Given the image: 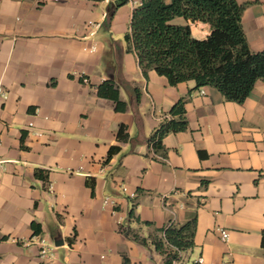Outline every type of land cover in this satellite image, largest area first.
Listing matches in <instances>:
<instances>
[{"label": "crops", "instance_id": "1", "mask_svg": "<svg viewBox=\"0 0 264 264\" xmlns=\"http://www.w3.org/2000/svg\"><path fill=\"white\" fill-rule=\"evenodd\" d=\"M115 1L0 0V264H123L124 256L129 264H164L154 246L120 226L148 237L194 219L195 245L180 264L199 256L203 264H264V80L239 103L194 80L172 85L154 69L144 75L124 39L141 0L108 20ZM238 1L246 4L252 49H264V0ZM191 29L197 38L211 30L201 21ZM109 78L126 111L98 95ZM181 98L188 128L168 133L155 150L150 137ZM121 123L128 141L116 137ZM112 145L121 149L108 159ZM36 168L50 170L49 183ZM133 206L152 225L131 221Z\"/></svg>", "mask_w": 264, "mask_h": 264}, {"label": "trees", "instance_id": "2", "mask_svg": "<svg viewBox=\"0 0 264 264\" xmlns=\"http://www.w3.org/2000/svg\"><path fill=\"white\" fill-rule=\"evenodd\" d=\"M129 0H116L108 13V20L114 10ZM245 3L238 0H141L133 11L129 28L124 35L128 52L138 58L144 75L154 69L166 76L172 85L194 80L196 88L210 86L219 90L226 100L242 103L249 96L258 80H264V49L253 50L243 25ZM182 17L186 23H176ZM201 21L210 25L205 38L193 35L191 23ZM109 23V22H108ZM84 82V76L80 77ZM136 97L140 99L139 89ZM98 95L114 102L116 111H126L128 102L120 98V86L109 78L97 86ZM186 99H179L165 113L159 128L150 137L155 150L162 148V140L171 132L188 128ZM119 141L131 139L129 127L119 124L116 131ZM121 146L112 145L108 159L119 152ZM107 159V160H108ZM49 169L36 168L35 176L49 183ZM88 184L94 192L95 180ZM129 219L139 224L152 225L141 220L135 206L129 212ZM196 219L178 226L171 222L164 227H155L148 236H141L130 226H120L128 237L145 246L154 248L164 256V264H174L181 259V253L192 248L196 230ZM33 235L42 233L40 222H31ZM52 237L56 233L51 232ZM130 259L124 256L123 264Z\"/></svg>", "mask_w": 264, "mask_h": 264}, {"label": "built area", "instance_id": "3", "mask_svg": "<svg viewBox=\"0 0 264 264\" xmlns=\"http://www.w3.org/2000/svg\"><path fill=\"white\" fill-rule=\"evenodd\" d=\"M90 26L94 27V28H98L100 26V24L98 22H93V21H90ZM87 78L84 77V82H87ZM204 92V91H203ZM0 93H1V88H0ZM3 94V93H2ZM160 158H163L160 156ZM165 159V158H163ZM122 189L123 191H127V187L126 186H122ZM135 196L134 193H130L129 194V197L130 198H133ZM109 202H112V199L110 197H106L103 201L104 204H108ZM216 231L220 234L222 240H228V237H229V231L224 228V227H217L216 228ZM43 243L46 242V244H44V246L42 247V252L45 253L47 250H48V241H46L45 238H43L41 240ZM181 255V258H182V253L180 254ZM181 260V259H180ZM180 260L178 261H174V264H180ZM204 263V257L203 256H199L196 260V264H203ZM211 264H217V263H211Z\"/></svg>", "mask_w": 264, "mask_h": 264}, {"label": "water", "instance_id": "4", "mask_svg": "<svg viewBox=\"0 0 264 264\" xmlns=\"http://www.w3.org/2000/svg\"><path fill=\"white\" fill-rule=\"evenodd\" d=\"M54 243L56 246H60V245H63L64 244V240L61 238V239H54Z\"/></svg>", "mask_w": 264, "mask_h": 264}]
</instances>
